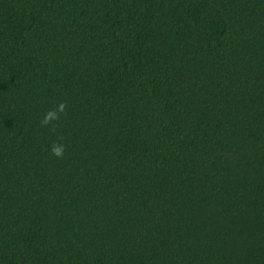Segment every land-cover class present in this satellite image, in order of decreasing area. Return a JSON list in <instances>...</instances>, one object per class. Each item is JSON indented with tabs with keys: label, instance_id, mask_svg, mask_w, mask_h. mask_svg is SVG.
<instances>
[{
	"label": "trees",
	"instance_id": "16d2710c",
	"mask_svg": "<svg viewBox=\"0 0 264 264\" xmlns=\"http://www.w3.org/2000/svg\"><path fill=\"white\" fill-rule=\"evenodd\" d=\"M0 264H264V0H0Z\"/></svg>",
	"mask_w": 264,
	"mask_h": 264
},
{
	"label": "clouds",
	"instance_id": "9594fccd",
	"mask_svg": "<svg viewBox=\"0 0 264 264\" xmlns=\"http://www.w3.org/2000/svg\"><path fill=\"white\" fill-rule=\"evenodd\" d=\"M67 107L66 102H60L55 108L48 110L43 119L40 121L41 126H47L52 124L53 121L58 120L60 113H63ZM55 129V125H53ZM52 154L56 157H62L65 151V146L59 142H53L50 147Z\"/></svg>",
	"mask_w": 264,
	"mask_h": 264
}]
</instances>
